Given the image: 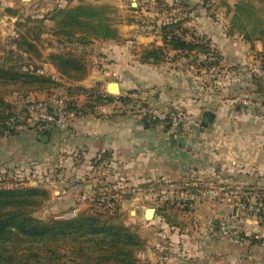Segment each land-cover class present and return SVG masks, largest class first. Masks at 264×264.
<instances>
[{
	"label": "crops",
	"instance_id": "obj_1",
	"mask_svg": "<svg viewBox=\"0 0 264 264\" xmlns=\"http://www.w3.org/2000/svg\"><path fill=\"white\" fill-rule=\"evenodd\" d=\"M178 1L190 5L191 11L176 14L172 11L149 29L126 23L125 27H119L123 41L103 39L88 46L94 52L88 73L82 80L70 82L89 88L97 86L104 95H113L114 101L95 104L85 112L74 111L68 128L62 132L51 129L48 141L43 140L45 129L40 127L16 135H0V169L30 161L31 164L49 161L57 153L62 171L73 180L68 184L62 179V192L71 193L83 202V186L90 193L94 186L104 190L103 181L108 175L117 178L121 174L134 184L147 182L140 186L151 185V181L154 186L169 183L171 187L183 180L203 184L200 204L208 206L204 233L188 237L190 248L185 247L188 256L180 261L264 264V221L252 208L264 200V106L237 104L241 93L229 98L209 94L191 54L181 53L176 59L169 58L158 65L139 59L141 45L154 41L162 44L163 23L187 18L185 25L206 36L211 46L220 51L226 65L240 69L251 65L254 72L264 74L255 54L263 49L257 39L259 29L264 28L261 1H251L248 27L236 19L235 9L210 13L201 10L202 0H166L175 6ZM248 31L254 34L253 42L246 38ZM187 36L192 37L190 33ZM52 68L57 71L55 66ZM62 81H66L63 76ZM111 82L119 83V96L127 99L131 91H142L151 106L166 109L181 104L201 122L210 110L215 114L214 120L188 134H176L166 123L152 121L139 109L130 108L128 101L110 91ZM46 92L36 91L32 95L45 98ZM74 96L79 105L87 101L84 94ZM87 177L94 184L84 182Z\"/></svg>",
	"mask_w": 264,
	"mask_h": 264
},
{
	"label": "rangeland",
	"instance_id": "obj_2",
	"mask_svg": "<svg viewBox=\"0 0 264 264\" xmlns=\"http://www.w3.org/2000/svg\"><path fill=\"white\" fill-rule=\"evenodd\" d=\"M80 1L100 6L99 10L102 9L104 19L117 26L118 29L125 27L126 23L129 25L133 23L131 25L142 29L153 28L159 18L168 17L170 12L174 11L176 14L177 12L191 11L192 8L179 1L177 6L169 5L166 0L160 2L137 0L136 6L132 5V0H0V64L12 65L17 68L19 65L22 67L23 65L32 66L33 68L39 66L44 71L43 75L51 76L62 82V74L56 67L57 71L53 70L52 66L54 65L50 63V58L53 53L69 50L77 58L85 61L88 68L89 63L91 64L94 59V52H90L87 47L97 41H103L104 38H95L91 35L88 37L91 39L87 44L76 40L70 42L60 29L62 25L60 17H52L61 8L76 5ZM251 1L202 0L199 5L202 4L203 9H200L203 11L218 13L236 10L237 4H242L246 12L251 14ZM260 1V8L264 11V0ZM118 39L123 41L121 36ZM27 41L34 42L36 48H29ZM214 53L216 55L210 56L208 59L204 54H191L196 72L204 77L203 86L207 92L227 98L241 93L243 98L237 99V104L262 106L264 95L254 92L258 86L251 81H254V73L257 78H262L264 74L254 72L255 68L251 65H246L242 69L229 67L226 65L227 63H224L220 51ZM174 54L172 52L169 58H172ZM258 61L260 64L258 67L262 69L261 61ZM211 62L214 63L211 64ZM136 92L142 93V91H131V94ZM46 94L45 98H34L32 93L25 92V89L11 91L7 94V98L15 105L16 115L26 118L23 124L25 128L16 129L17 134L28 132L38 124L34 125L33 121L28 118V108L31 102L58 98L66 99L67 103L73 99L77 102L79 100L75 96L69 98L66 89L62 87H55L47 91ZM116 95L120 94L116 92ZM258 96L259 100H257ZM83 98L85 99V97ZM87 98L85 100H88ZM127 100L132 109H138V105L142 103L140 98L133 96L128 97ZM72 111L75 110L72 109ZM44 128L48 129L49 126H44ZM52 129L62 132L57 128ZM54 155L57 156V153ZM54 155L49 161L35 164H31L30 161L14 167H2L0 169V184L23 183L47 187L52 193L51 198L34 212L37 217L43 219L73 216L71 213L74 209L77 214L84 210H92L95 204L96 190L99 187L94 186V191L90 193L83 186L84 202L71 193L62 192V179L68 184L73 180L71 175L62 171V160L56 159L59 156L55 157ZM65 175L68 178H65ZM120 176L122 177L121 174ZM120 176L113 178L108 175V178L103 181L104 190H100L104 193L101 200L110 201V205H115L114 210L119 205V212L126 224L137 230L140 236L146 240V249L138 253V257L141 261L149 264H183L182 258L188 256L185 247L190 248L187 243L188 237L202 236L204 220L208 218V206L200 204L203 188L196 190L194 187H190L195 184L188 183L187 180L176 182L173 187L169 183L165 185L158 183V186H154V181L150 182L151 185L140 186L147 182L134 184L125 179L126 177L120 178ZM84 180V182L94 184L89 177ZM151 207L156 208V212L154 217L147 218L146 210ZM211 226L214 228L213 223Z\"/></svg>",
	"mask_w": 264,
	"mask_h": 264
},
{
	"label": "trees",
	"instance_id": "obj_3",
	"mask_svg": "<svg viewBox=\"0 0 264 264\" xmlns=\"http://www.w3.org/2000/svg\"><path fill=\"white\" fill-rule=\"evenodd\" d=\"M99 7L80 1L61 8L52 17H60V29L70 42L76 40L87 44L91 35L104 39L120 38L118 27L104 19ZM236 12V19L248 27L249 13L242 4H237ZM186 21L187 18H174L163 23L160 26L162 44L154 41L141 45L140 61L158 65L167 61L172 52H175L174 59L180 53L204 54L207 59L216 55L214 52L217 50L211 46L210 40L193 32L185 25ZM188 33L192 35L191 38H188ZM253 36L249 31L246 33V38L252 42ZM257 39L262 42L263 49L255 54L264 71V28L259 29ZM27 45L36 48L32 41H27ZM50 59L67 82L38 73L36 70L39 66L24 69V65L17 68L0 64V135L18 133L8 123L16 115L14 103L7 98L11 91L25 89V92L32 93L62 87L68 96L86 95L88 100L83 105L74 99L68 102L69 109L76 112H85L95 104L114 101L113 95H104L97 86L89 88L70 82L82 80L88 73L85 61L77 58L73 52L53 53ZM253 78L258 86L254 92L264 95L263 77L257 78L254 74ZM119 97L128 101L123 96ZM261 104L264 106V98ZM51 129L48 128V131ZM190 187L196 190L204 188L199 183ZM103 193L100 189L96 190L92 210H84L73 216L43 219L34 212L51 198L52 193L47 187L23 183L0 184V264H149L138 257V253L146 249V240L126 224L119 212V205L114 210L115 205H110V201L101 200Z\"/></svg>",
	"mask_w": 264,
	"mask_h": 264
},
{
	"label": "built area",
	"instance_id": "obj_4",
	"mask_svg": "<svg viewBox=\"0 0 264 264\" xmlns=\"http://www.w3.org/2000/svg\"><path fill=\"white\" fill-rule=\"evenodd\" d=\"M24 69H33L32 66L24 65ZM38 73L43 74L41 68L36 70ZM133 97L140 98L142 103L138 105V109L143 116H146L152 121H160L169 125L172 131L176 134L185 135L192 132L194 129L201 126V120L192 113L188 108L181 104H175L166 109H160L148 104L147 97L144 93H133ZM49 100V101H48ZM29 120L39 127L49 126V128H57L65 130L68 128L70 121L75 115V112L69 109L66 99H43L40 101H33L29 105ZM24 118L21 115H14L9 120V125L12 128L23 129L25 128ZM36 126V125H35ZM18 131V130H17ZM255 214L261 221H264V200L253 205ZM77 211L74 209L71 215H76Z\"/></svg>",
	"mask_w": 264,
	"mask_h": 264
},
{
	"label": "water",
	"instance_id": "obj_5",
	"mask_svg": "<svg viewBox=\"0 0 264 264\" xmlns=\"http://www.w3.org/2000/svg\"><path fill=\"white\" fill-rule=\"evenodd\" d=\"M132 5L133 6L137 5L136 0H132ZM109 89L114 94H116V92H117V94H119L121 92V89H120V86H119L118 82H111L109 84ZM214 117H215L214 112H212L210 110H207L205 112V114H204V119L202 120V125L203 126H207L210 122H212L214 120ZM43 140L44 141H48L49 140V135H48V130L47 129L44 130ZM155 212H156V208H154V207L148 208L146 210L147 218L154 217Z\"/></svg>",
	"mask_w": 264,
	"mask_h": 264
}]
</instances>
